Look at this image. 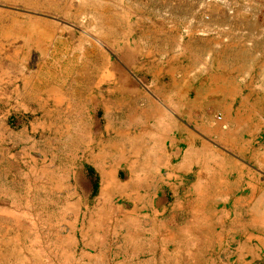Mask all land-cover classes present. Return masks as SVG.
Returning <instances> with one entry per match:
<instances>
[{
  "label": "crops",
  "instance_id": "0c3cea01",
  "mask_svg": "<svg viewBox=\"0 0 264 264\" xmlns=\"http://www.w3.org/2000/svg\"><path fill=\"white\" fill-rule=\"evenodd\" d=\"M228 12V19L213 23L210 35L153 36L132 50L141 59L136 71L147 77L149 96L143 95L142 103H133L131 110L124 111L118 95L121 76L108 81L109 72L101 73V85L92 92L91 81L84 83V109L93 104L89 98L100 99V106L96 101L93 105L102 109L105 121L106 113L110 117L96 139L110 140L109 145L118 148L114 131L129 133L145 161L140 158L133 192L139 204L151 202L142 211L145 216L135 217L136 227L145 229L137 245L148 249L133 255L132 247L123 253L115 249L113 264H264V5L231 6ZM0 39L2 44L6 37ZM24 67L15 52L0 53L3 205L11 192L8 174L13 168L20 174L18 157L28 156L29 149L14 148L19 140L29 141L23 126L26 114L44 118L60 107L58 85L48 107L49 98L38 94L37 72ZM85 76L90 78L91 72ZM10 125H20V134ZM72 130L79 131V122ZM84 133L93 141L91 128L85 127ZM4 209L0 205V221L7 219ZM108 236L114 245V237Z\"/></svg>",
  "mask_w": 264,
  "mask_h": 264
},
{
  "label": "rangeland",
  "instance_id": "374dc122",
  "mask_svg": "<svg viewBox=\"0 0 264 264\" xmlns=\"http://www.w3.org/2000/svg\"><path fill=\"white\" fill-rule=\"evenodd\" d=\"M247 4L261 6L264 0H0V38L6 37L0 43L1 55L15 52L24 59L23 71L37 72L41 81L38 94L49 98L48 107H52V97L57 94L52 89L57 85L60 88L59 112L56 106L54 114L49 111L50 116L45 118L27 113L23 126L29 141L19 140L14 146L16 151L20 148L29 151L28 156H17L21 173L16 175V169H11L6 180L11 192L5 205L0 203L7 215V219L0 221V230L8 229V234L5 230L0 235V249L6 246L0 250V264L117 261L114 245L109 242L111 237H107L108 243L104 237V245L100 247L101 235L95 236L94 228L103 224L112 230L120 218L118 206H124L125 199H102L101 181L94 166L82 163V149L87 142L84 128L91 126V139L95 141L107 123L102 109L93 105L96 101L100 106L102 100L93 99V104L84 109L81 80L87 77V72H91L93 81L106 71L108 81L121 76L122 90L118 95L125 102L124 111L131 110L133 103H142L143 95L149 96L147 77L136 71L141 59L132 53L134 48H140L142 42L147 43L153 36L192 32L210 35L213 23L228 19L231 6L237 9ZM253 14L260 18L259 13ZM92 96L97 98L95 93ZM67 102L71 103L69 107L65 105ZM76 113L80 115L78 133L71 130ZM66 118H71L70 140L57 148V131L68 137ZM10 126L15 134H20V125ZM76 141L82 144L77 151L73 148ZM119 175L124 177L122 172ZM89 222L94 227L88 231ZM90 241L93 244L86 246ZM147 249L141 246L138 250Z\"/></svg>",
  "mask_w": 264,
  "mask_h": 264
},
{
  "label": "bare ground",
  "instance_id": "6f19581e",
  "mask_svg": "<svg viewBox=\"0 0 264 264\" xmlns=\"http://www.w3.org/2000/svg\"><path fill=\"white\" fill-rule=\"evenodd\" d=\"M194 33V32H193ZM96 48V47H95ZM93 55V54H92ZM97 55V54H96ZM95 56V55H94ZM95 61V60H94ZM89 63V62H88ZM96 64V63H95ZM103 68V67H102ZM88 70V69H87ZM100 72V71H99ZM16 73V72H15ZM18 74V73H17ZM100 76V75H99ZM96 79L92 80L93 77H86L81 80L83 84V88L80 89V92H84V88L87 90V84L91 81V92L98 88L101 85V78L95 76ZM75 78V77H74ZM93 81V82H92ZM86 84V86L84 85ZM76 85V84H75ZM68 87V86H67ZM73 87V86H72ZM78 87V86H77ZM71 89V88H70ZM15 90V89H14ZM19 91V90H18ZM54 91V89H53ZM68 93L71 94V91L68 90ZM88 91V90H87ZM42 94V93H41ZM4 95V94H3ZM68 95V94H67ZM79 95V94H78ZM6 96V95H5ZM22 96V95H21ZM58 96V95H57ZM66 96V95H65ZM14 99V97H13ZM23 99V98H22ZM51 99V98H50ZM66 99V98H65ZM88 99V96L86 97ZM51 101V100H50ZM85 101V100H84ZM89 101H93V98H89ZM24 102V101H23ZM45 102V101H44ZM52 102V101H51ZM40 104V103H39ZM152 104V103H151ZM66 105V103H65ZM84 105V104H83ZM99 106V104H97ZM58 106V105H57ZM85 106V105H84ZM22 107V106H21ZM25 107V106H24ZM30 107V106H29ZM42 107V106H41ZM69 107V105H67ZM144 107V106H143ZM45 108V107H44ZM74 108V106H73ZM78 108V107H77ZM114 108V107H113ZM134 109V108H133ZM73 111V110H72ZM92 111V110H91ZM106 111V110H105ZM104 111V112H105ZM139 112V111H137ZM136 112V113H137ZM65 113V112H64ZM86 113V112H85ZM114 113V112H113ZM133 113V112H132ZM56 115V114H55ZM67 115V114H66ZM79 115V114H78ZM126 115V114H125ZM43 116V115H42ZM69 117V116H67ZM85 117V116H84ZM132 117V116H131ZM45 118V117H44ZM56 118V117H55ZM107 123L109 122V114L105 115ZM126 118V117H125ZM51 119V118H50ZM67 119V120H66ZM64 119V124L67 129V138L65 137V132L58 130V141L57 148L63 146L67 141H69V134L71 129V118ZM81 119V118H80ZM127 120V119H126ZM80 121V120H79ZM78 121V122H79ZM52 122V121H51ZM76 122V121H75ZM77 124H72L73 128L78 126ZM50 123V122H49ZM54 123V122H53ZM73 123V122H72ZM84 123V122H83ZM47 124V123H46ZM139 126V125H138ZM91 126H89L90 128ZM121 127V126H120ZM113 128V127H112ZM5 129V128H4ZM8 129V128H7ZM69 129V130H68ZM45 130V129H44ZM51 130V129H50ZM72 130V129H71ZM76 130V129H75ZM81 130V129H80ZM83 130V129H82ZM132 130V129H131ZM5 131V130H4ZM105 131V130H104ZM47 133V132H46ZM64 133V134H63ZM78 133V132H77ZM87 133V132H86ZM129 134V133H128ZM128 134L115 132L113 133V141L119 143V147L115 148L114 146L109 145V141L106 140H95V141H87L83 145L82 153H83V164H91L93 165L98 173L101 181L99 187V195L102 199H106L105 197H119L121 199H125L121 206H118V214L121 217V220H116L114 225L112 226L111 234L114 237L113 243L117 253H123L127 246L132 247V255L142 252L143 250H138L140 244L137 245V241L140 236V232L142 233L144 230H140L139 227H136L135 217L139 214H142L144 209H149L151 206V202H145L143 204H139L137 196H134V187L135 177L137 175V170L139 164L144 163L145 161L139 156V148L137 144V140L135 138L129 137ZM88 135V134H87ZM54 136V135H53ZM12 137V136H11ZM48 137V136H47ZM86 137V136H84ZM44 138V137H43ZM103 138H105L103 136ZM102 138V139H103ZM5 139V138H4ZM46 139V138H45ZM80 141V140H79ZM76 141L73 145V148L77 151L80 148V142ZM12 142V141H11ZM55 142V141H54ZM85 142V140H84ZM4 144V142H2ZM50 142H47L46 145H49ZM55 144V143H54ZM71 146V142L69 143ZM9 145V144H8ZM44 145V144H43ZM50 146V145H49ZM146 147V146H145ZM54 148V147H53ZM26 150V149H25ZM57 151V150H56ZM81 152V151H80ZM79 152V153H80ZM78 153V152H77ZM76 154V153H75ZM78 155V154H77ZM157 156V155H155ZM20 157V156H19ZM144 159L147 158L146 155L143 156ZM141 158V160H140ZM156 158V157H155ZM63 159V158H62ZM75 159V156H74ZM80 159V158H79ZM66 162V161H65ZM68 162V161H67ZM29 165V164H28ZM20 168V167H19ZM7 170V169H6ZM18 170V169H17ZM164 170V169H163ZM13 171V169H12ZM123 171L124 177L120 178L119 172ZM155 172V171H154ZM141 174V173H140ZM158 174V173H157ZM9 175V174H8ZM19 175V174H18ZM122 175V174H121ZM23 176V175H22ZM21 176V177H22ZM15 177V176H14ZM20 177V176H19ZM124 180V181H122ZM18 182V181H17ZM142 186V185H141ZM16 187V186H15ZM143 187V186H142ZM145 189V187H143ZM147 189V188H146ZM145 189V190H146ZM136 190V189H135ZM153 191V190H152ZM155 192V191H154ZM148 200V199H147ZM150 200V199H149ZM126 204V205H125ZM153 206V204H152ZM174 206V205H173ZM153 210V209H152ZM165 210V209H163ZM154 211V210H153ZM164 213V212H163ZM176 213V212H175ZM97 215V213H95ZM148 214V213H147ZM150 214V213H149ZM145 216L144 214H142ZM100 217L102 215H99ZM153 216V215H151ZM145 218V217H144ZM106 221V220H105ZM96 222V221H95ZM148 222V219L145 220V223ZM88 231L93 230L92 222H89ZM7 231V229H5ZM145 232V231H144ZM110 233L109 229H107L106 225L100 224L98 229L94 228V235H101L100 238V247H102L104 237L107 238ZM84 238H87L88 234L83 231ZM82 236V237H83ZM143 236V235H142ZM60 237V236H59ZM27 238V237H26ZM55 239V238H54ZM60 239H63L62 237ZM82 241V240H81ZM86 246H91L93 244L92 241L86 242ZM143 244V243H142ZM149 246L150 244L147 243ZM139 247V248H138ZM11 256V255H10ZM8 259V258H7ZM7 261V260H6ZM7 263V262H6Z\"/></svg>",
  "mask_w": 264,
  "mask_h": 264
},
{
  "label": "built area",
  "instance_id": "2783aa9c",
  "mask_svg": "<svg viewBox=\"0 0 264 264\" xmlns=\"http://www.w3.org/2000/svg\"><path fill=\"white\" fill-rule=\"evenodd\" d=\"M217 119H220V117H219V116H217Z\"/></svg>",
  "mask_w": 264,
  "mask_h": 264
}]
</instances>
